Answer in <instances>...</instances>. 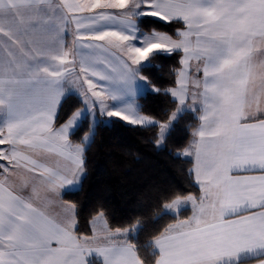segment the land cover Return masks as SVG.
I'll return each mask as SVG.
<instances>
[{"label":"snow or ice","instance_id":"obj_1","mask_svg":"<svg viewBox=\"0 0 264 264\" xmlns=\"http://www.w3.org/2000/svg\"><path fill=\"white\" fill-rule=\"evenodd\" d=\"M236 8L219 0H0V264H89L93 254L102 264H150L128 229L105 223L100 234H77L75 206L59 192L82 171L83 150L68 139L71 120L56 128L55 113L65 83L105 110L115 97L97 81L134 79L136 66L156 51L182 53L166 91L178 107L191 95L202 108L195 142L182 151L195 157L200 195L166 205L192 207L171 226L180 253L173 264H264V62L253 63L258 48L240 52L246 37L235 27ZM250 9L264 26V0ZM137 15L184 28L153 30L135 46L129 33ZM104 24L121 28L98 30ZM145 48L152 51L144 55ZM107 115L139 125L153 120L122 110ZM174 118L159 123L158 145ZM161 250L156 240L152 254Z\"/></svg>","mask_w":264,"mask_h":264},{"label":"trees","instance_id":"obj_2","mask_svg":"<svg viewBox=\"0 0 264 264\" xmlns=\"http://www.w3.org/2000/svg\"><path fill=\"white\" fill-rule=\"evenodd\" d=\"M139 33L149 34L183 29L181 21L171 23L143 16L136 19ZM180 52H157L150 55L138 73L154 89L136 97L137 112L153 118L148 126L131 125L119 118L100 120L92 139L84 145L91 122L86 116L69 135L73 144L83 146V175L75 190L63 192L60 198L75 206V230L78 235L92 234V222L103 213L107 227L128 229L127 239L136 244L150 264H156L159 253L152 254L153 242L170 226L189 217L190 209L172 214L166 205L189 194L199 196L193 176L192 161L183 157L199 125L200 110L183 111L169 122V128L158 145L159 123L169 121L177 111V102L166 91L174 86ZM83 108L76 95L64 97L57 109L55 127L65 124ZM99 116V113L96 112ZM100 117V116H99ZM89 264H101L95 258Z\"/></svg>","mask_w":264,"mask_h":264},{"label":"crops","instance_id":"obj_3","mask_svg":"<svg viewBox=\"0 0 264 264\" xmlns=\"http://www.w3.org/2000/svg\"><path fill=\"white\" fill-rule=\"evenodd\" d=\"M102 2H103V0H96L97 4L98 3H102ZM120 2L122 3L123 0H120ZM219 2L221 4L232 3V2H235L237 4V8L233 10L234 15L237 17V24L235 25V27L238 30H242L243 34L246 37L243 45L240 47V52L241 53L246 52L249 47H251L253 49L258 48L259 51L258 52H254L255 59H254L253 63L260 64L261 62H264V26L261 25L260 18L258 16H256V15H253V13H252V11L250 9L251 5L259 3L260 0H219ZM204 3L206 5L210 4L211 0H204ZM141 9H142V11L146 10V9H143V8H141ZM213 15L217 16V19L219 20L220 16L218 14V10L214 9L213 10ZM141 17H143V16H141ZM148 17H151V16H148ZM153 18L159 19L158 17H153ZM159 20H161V19H159ZM135 21H136V19H135ZM135 26H136V22H135ZM74 28H75V25L73 24V25H71L69 31L71 32L72 30H74ZM105 28H109V29L110 28H120V26L119 25H114V24H104V25H101V28L98 29V30H103ZM136 29H137V27H136ZM122 30H124V29H122ZM150 35H151V33L145 34L144 36L138 35V38L133 41V44L135 46H144L141 41L147 39ZM67 43L69 44V46H71V43H72L71 35L68 36ZM151 50H152V48H145L143 50L142 54L148 55L149 54L148 52H150ZM157 52L168 53V52H165V51H156L154 53H157ZM174 52H179V51H174ZM181 55H182V53H181ZM69 59H71V57H69ZM192 63L194 65L195 61H193ZM139 67H140L139 65L136 66L137 71H138ZM101 70L107 71V69H103V66H101ZM195 75L196 74L194 72H192V76L194 77ZM93 79H95V78H93ZM124 82H121L117 86V85H114L111 81H108V80H98L97 81V83L99 85L108 88L111 91L112 95L115 97L114 99L108 101L107 104L109 105V107L107 108V111H109V110H112V111L118 110V109H116L114 107L113 103L116 100L120 101V99H124V97L120 93H116V92L124 91ZM249 87L251 88L252 85L249 84ZM192 90L193 89L191 88V85H189V91L191 92ZM197 91H199V90H197ZM260 91H261V89L259 87L254 89V93H260ZM68 95H76L80 99H81V96H83L82 91L80 89H78V88H76V87H74V86H72V85H70L68 83H65L64 86H63V93H62V96H61V98L59 100L58 106H59L61 100L64 97L68 96ZM173 99L177 102V111H176V113H181L183 111H194V110L198 109V110H200V115H201V111H202L201 103H200L199 100L194 101L193 98L191 97V95H189V97L187 99V102L184 105H180L179 107H178V100L176 98H174V97H173ZM58 106H57V109H58ZM190 106H192V107H190ZM57 109H56L55 117H56V114H57ZM200 115H199V117H200ZM71 118L69 120H71ZM115 118H118V117H115ZM122 121H124V120H122ZM253 122L254 121H252L251 119L246 121V123H253ZM201 126H202V122L200 120L199 121V125H198L197 129L194 132L199 130L201 128ZM69 135H68V139H69ZM195 139L196 138H195L194 133H193V136H192L187 148H189L191 145L194 144ZM81 147H82V150H84L83 146H81ZM82 155H83V151H82ZM183 157L190 159L192 161V165L194 167V163H195L194 155L193 156L192 155H183ZM193 167H192V169H193ZM82 175H83V169H82L80 174L76 177V179L72 183L62 186V188H61V190L59 192V196L61 195L62 192L75 190L78 187V185H79V182H80V180L82 178ZM236 175H251V173H237ZM193 176H194V174H193ZM194 179H195V177H194ZM197 186L199 188L198 184H197ZM30 191H31V189L29 188V190H28L29 194H30ZM45 195H46V193L43 190H41V197H43ZM199 195H200V191H199ZM37 203L40 204L42 207H45V205L43 204L42 201H37ZM186 208L190 209V215H189V217H190L192 215L191 204L187 202ZM48 210L50 211L51 209L49 208ZM59 211L62 212L63 210L60 209ZM61 218H62V216H61ZM178 222H176L173 225H176ZM102 229L103 228H97V229H95V231H93V229H92V234H93V232H96L97 234H100ZM156 240H159L161 242V245H162V250L160 252H158L159 253V258H158L156 264H173L175 257H177L180 253H179V250L177 249L176 243H175L176 242V233L171 231V226L168 228V230L164 234H162ZM155 241L153 242L154 247H155ZM52 246L56 247L55 242L53 243ZM101 246H103V245H101ZM91 258H95L96 260H98L102 264V258L98 257L96 254H93L89 258V260ZM252 264H255V262H252Z\"/></svg>","mask_w":264,"mask_h":264},{"label":"rangeland","instance_id":"obj_4","mask_svg":"<svg viewBox=\"0 0 264 264\" xmlns=\"http://www.w3.org/2000/svg\"><path fill=\"white\" fill-rule=\"evenodd\" d=\"M101 4V3H98V5ZM112 11H118V10H112ZM138 11H141L142 12V9H139ZM143 15H137L135 19H137V17H141ZM120 26V25H119ZM121 28V26H120ZM124 31L128 32L129 30L128 29H124ZM129 34H134L135 35V39L138 38V35H142L144 36L145 34L144 33H139V31L136 29V26H135V22H134V26H133V31L130 32ZM134 39V40H135ZM133 40V41H134ZM149 51V50H148ZM152 51V50H151ZM150 51V52H151ZM148 52V53H150ZM147 61V60H146ZM146 61L142 62L141 64H139V66L141 65H144L146 63ZM136 73H138L137 71V68L135 69ZM149 90H154L148 83L147 81L138 73L137 76H135L134 79L132 80H129V81H125L124 82V91H121V92H116V93H120L124 99H120V101H115L113 103L114 107L118 110H122V111H127L130 115H133V116H136V117H139L141 116V114H139L137 112V105H136V97L138 95H141L143 93H145L146 91H149ZM67 95V94H66ZM81 101L83 103V108L80 109L79 111H77L71 118V125L70 127L68 128V135L71 134L75 128L79 125V123L81 122V120L83 118H85L86 116H88L90 118V122H91V127H90V131L88 134H86L83 138V143L84 145H88V143L91 141L92 139V135H93V132H94V129H95V126L96 124L102 120L104 122H106V120L108 118H110L108 115H107V108L109 107V105L107 104L106 106V109L105 110H101V107L98 103H93V102H88L86 101L84 95L81 96ZM99 113V116L97 115V113ZM178 113H175V118H176V115ZM174 118V119H175ZM174 119H171V121H173ZM126 123L128 124H131V125H139V124H132V123H129L127 121H125ZM155 122L152 120V122L150 123H145L144 125H140V126H148V125H151V124H154ZM169 128V124H168V127L167 129L165 130L164 132V135H163V139L166 135V132ZM63 193V192H62ZM61 193V194H62ZM61 196V195H60ZM186 205H187V202H183L182 200V203L180 205L177 206L176 209H172V208H169L167 207L166 208V211L169 212V213H172V214H176L178 213L181 209H184L186 208ZM92 224V229L93 231H95V229L97 228H103L104 225H105V222H104V219L103 218H100V219H94L93 222L91 223Z\"/></svg>","mask_w":264,"mask_h":264}]
</instances>
